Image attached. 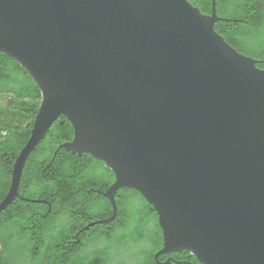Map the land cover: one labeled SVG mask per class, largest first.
<instances>
[{
    "label": "water",
    "instance_id": "1",
    "mask_svg": "<svg viewBox=\"0 0 264 264\" xmlns=\"http://www.w3.org/2000/svg\"><path fill=\"white\" fill-rule=\"evenodd\" d=\"M214 21L187 0H0V52L41 96L0 210L63 116V147L114 175L113 214L96 223L128 187L156 212L155 261L185 250L199 264H264V70Z\"/></svg>",
    "mask_w": 264,
    "mask_h": 264
},
{
    "label": "flooded vegetation",
    "instance_id": "2",
    "mask_svg": "<svg viewBox=\"0 0 264 264\" xmlns=\"http://www.w3.org/2000/svg\"><path fill=\"white\" fill-rule=\"evenodd\" d=\"M187 1L202 15L215 16L214 31L230 46L245 48L242 31L247 18L254 16L249 11V0ZM255 60L257 67L261 61ZM5 62L0 63V203L9 192L15 160L30 137L41 102V96L33 98L36 89L29 74L9 60ZM14 104L19 107L16 113L11 110ZM8 117L15 124L5 128ZM72 139L71 124L62 122L59 116L25 160L17 195L0 210V264L4 239L10 247L25 249L23 255L31 264L55 263L56 257L60 264H67L71 259L81 260L82 253H90L94 264L102 259L106 260L104 264L146 262L151 241L131 240L145 229L139 226L131 231L130 201L139 203L142 220H152L156 212L136 190L123 187L113 197L115 217L108 223H96L113 214V206L104 194L113 184L114 175L91 155L66 150L63 145ZM84 245L87 249L83 252ZM161 247L152 253L155 264L167 260L173 264L170 258L162 260L163 255L154 260Z\"/></svg>",
    "mask_w": 264,
    "mask_h": 264
},
{
    "label": "trees",
    "instance_id": "3",
    "mask_svg": "<svg viewBox=\"0 0 264 264\" xmlns=\"http://www.w3.org/2000/svg\"><path fill=\"white\" fill-rule=\"evenodd\" d=\"M249 11L250 13H254L250 15L247 18L248 23L246 26H244V29L242 31V37L244 40V46L245 48H237L235 49L239 53L250 56L254 59H257L261 61L257 67L264 70V0H249ZM261 10L263 12H261ZM259 11L261 13H259ZM257 12V13H256ZM256 13V15H255ZM6 60H9L12 64H14L19 70L23 71L25 73V70L19 66V64L12 58L8 57L7 55L0 52V63L5 64ZM29 80L33 84V86L36 89V94L34 95V99L38 100L40 98V91L38 87H36V84L32 82L31 78L29 77ZM17 92V91H16ZM17 96H22L17 93ZM24 96V95H23ZM13 113L18 112L19 107L15 104L11 108ZM62 122H66V118L61 116ZM14 119L8 117L7 123L4 122V127H13ZM139 199L145 204L144 200L138 196ZM139 203L135 200L130 201V226L131 231H134L137 229V227L141 226L145 229V232L142 234L137 235V237H131V240H139V241H146L150 243V247H148L146 256L147 260L144 264H155V262L152 259V253L154 250H157L162 246V234L160 227L157 222L156 215L153 217V219H146L142 220V215L140 213V210L138 208ZM83 252L85 249H87V245L83 246ZM25 250V249H24ZM23 249L20 247L15 248L8 246V243L6 240H3V250H2V264H19L18 262H21L20 264H31V261H28L25 257V254L23 255ZM139 255V254H138ZM91 254L89 253H82L81 260L77 259H71L67 262V264H94L91 262ZM162 260H167L170 258V261L173 264L181 263V264H199L195 257L188 251L183 250V252H177V253H171L161 256ZM25 261V262H23ZM105 259H102L97 264H104ZM41 264V263H39ZM51 264H60L58 261V257H56V262H52Z\"/></svg>",
    "mask_w": 264,
    "mask_h": 264
}]
</instances>
